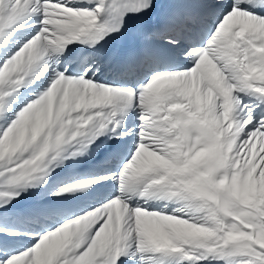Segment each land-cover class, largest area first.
<instances>
[{
  "label": "snow or ice",
  "instance_id": "snow-or-ice-1",
  "mask_svg": "<svg viewBox=\"0 0 264 264\" xmlns=\"http://www.w3.org/2000/svg\"><path fill=\"white\" fill-rule=\"evenodd\" d=\"M0 264H264V0H0Z\"/></svg>",
  "mask_w": 264,
  "mask_h": 264
}]
</instances>
